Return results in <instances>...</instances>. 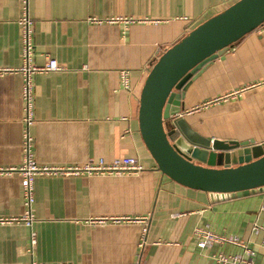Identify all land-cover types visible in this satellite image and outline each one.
<instances>
[{"label": "crops", "instance_id": "obj_1", "mask_svg": "<svg viewBox=\"0 0 264 264\" xmlns=\"http://www.w3.org/2000/svg\"><path fill=\"white\" fill-rule=\"evenodd\" d=\"M236 1L30 0L35 61L53 58L62 67L33 79L30 133L38 164L61 168L132 156L144 170L39 174L28 224L19 172L26 127L24 75L17 71L23 3L0 0V69H14L0 73V264H220L218 254L243 251L228 242L199 247L198 225L240 237L256 250L255 263L264 261V187L237 196L176 182L158 168L139 120L155 62ZM90 17L136 21L92 23ZM122 69L131 71L130 91L121 87ZM182 103L186 122L204 137L264 143V24L206 64L187 83Z\"/></svg>", "mask_w": 264, "mask_h": 264}, {"label": "water", "instance_id": "obj_2", "mask_svg": "<svg viewBox=\"0 0 264 264\" xmlns=\"http://www.w3.org/2000/svg\"><path fill=\"white\" fill-rule=\"evenodd\" d=\"M263 24L264 0H238L186 33L150 70L140 129L158 168L176 182L237 196L264 187V143L204 137L181 114L187 83Z\"/></svg>", "mask_w": 264, "mask_h": 264}, {"label": "built area", "instance_id": "obj_3", "mask_svg": "<svg viewBox=\"0 0 264 264\" xmlns=\"http://www.w3.org/2000/svg\"><path fill=\"white\" fill-rule=\"evenodd\" d=\"M23 13L19 19V23L22 27V42H23V65L17 71H20L24 75V87H23V100L25 104V123L26 127L23 134V149H24V161L19 169L22 176V188L25 199L26 207V221L28 224H32L34 219V205L36 202L35 196V177L39 174H129L139 173L144 170V166L136 157L126 156L118 157L112 161H107L105 158L90 159L84 165L81 166H68V167H49L40 165L36 161L33 151V137L30 133V126L34 121V83L33 79L35 74L41 72L58 71L62 67L59 65L56 59L50 58L43 65H38L35 61L36 43L34 36L33 19L30 15L29 6L30 0H22ZM187 19V17H185ZM89 20L92 23H115L124 22L130 23L136 21L134 18L117 17L110 19H99L97 17H90ZM14 71V69H0V73H6ZM120 83L121 87L130 91L132 89L131 71L129 69H122L120 71ZM264 209V205L262 206ZM103 222V221H101ZM253 232H259V225L254 223L252 228ZM147 226L143 228L140 247H143L146 242ZM194 239L201 248H206L214 243H232L243 247V251L236 254L220 253L216 256V260L220 264H256L254 256L256 250L244 242L238 236L220 235L213 232L208 225H198L193 231ZM36 243V237L33 234L31 237L32 246ZM260 264H264V261Z\"/></svg>", "mask_w": 264, "mask_h": 264}]
</instances>
